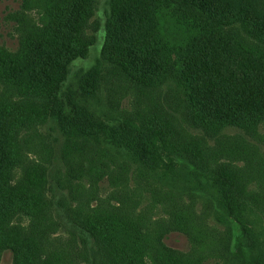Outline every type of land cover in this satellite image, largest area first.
<instances>
[{
  "label": "trees",
  "instance_id": "obj_1",
  "mask_svg": "<svg viewBox=\"0 0 264 264\" xmlns=\"http://www.w3.org/2000/svg\"><path fill=\"white\" fill-rule=\"evenodd\" d=\"M39 1L40 23L19 49L0 53V85L16 98L0 99V252L11 250L12 264H66L43 252L45 239L38 229L26 232L8 225L16 214L33 220L43 209L39 190L44 177L49 182L44 167L28 170L25 186L12 185L22 154L21 135L37 127H44L48 135L56 132L65 145L75 139L100 140L151 173L178 174L174 160L186 158L192 169L183 167L180 172L189 182L203 185V179L216 189L224 218L239 221L225 171L202 165L198 147L180 143L154 111L139 108L136 115L117 116L99 100L98 87L103 62L142 90L159 88L171 68L186 118L195 128L214 136L225 128L256 134L264 124V59L245 50L228 29L239 24L264 45V0H172L184 36L173 48L159 36L157 0H104L101 11V0ZM28 3L21 0L19 8L25 10ZM96 12L105 22L100 59L73 76L72 63L88 54L90 42L83 32ZM11 15L7 13L5 20L13 21ZM99 23L100 18L96 28ZM52 203L55 210L63 207L66 230L81 242L87 264H187L180 260L187 259L185 255L161 244L173 230L149 240L142 229L115 215L93 211L76 218L74 211L70 214L62 204Z\"/></svg>",
  "mask_w": 264,
  "mask_h": 264
},
{
  "label": "rangeland",
  "instance_id": "obj_2",
  "mask_svg": "<svg viewBox=\"0 0 264 264\" xmlns=\"http://www.w3.org/2000/svg\"><path fill=\"white\" fill-rule=\"evenodd\" d=\"M103 1L99 3L100 11ZM157 1L159 36L173 48L184 37L180 34L181 23L174 15L172 0ZM27 2L24 10L19 8L21 0H0V53L19 49L26 34L32 33L40 23L41 12L37 6L41 2ZM9 12L13 21L5 20ZM98 18L100 23L96 28ZM104 24L100 12L87 21L83 39L90 42V47L85 58L72 63L73 76L75 72L90 70L99 61ZM228 33L240 39L245 50L264 59V45L250 38L239 24L228 29ZM169 71L172 69H168V79L159 88L142 90L133 87L113 66L103 62L99 100L119 117L136 115L139 108L144 112L152 110L169 124L180 143L195 144L198 153L204 156L202 165L226 172L233 185L232 196L239 221L224 218L225 209L216 189L203 179V185L189 182L180 172L183 167L192 169L186 158L174 160L173 171L178 174L151 173L127 161L100 140L75 139L65 145L56 132L48 135L44 127H37L21 135L22 154L20 165L14 169L12 185L25 186L28 170L44 167L49 182L47 184L44 177L39 190L43 209L40 217L33 220L16 214L8 225L21 227L26 232L36 228L45 239V254L53 253L66 264H87L81 242L74 240L66 230L63 207L55 210L52 201H57L70 214L74 211L76 218L78 213L83 217L92 215L93 211L115 215L135 226L134 229H142L149 240L173 230L165 235L161 244L185 255L187 259L180 260L187 264H264V124L254 135L225 128L214 136L195 128L186 118L182 92L175 82L177 77ZM4 91L0 85V99L3 96L16 99L14 94ZM240 226H244V230ZM153 244L157 246L154 241ZM12 262V251L2 250L0 264Z\"/></svg>",
  "mask_w": 264,
  "mask_h": 264
}]
</instances>
